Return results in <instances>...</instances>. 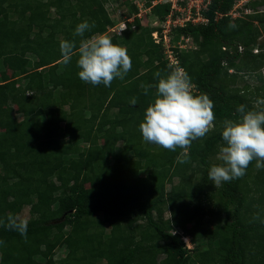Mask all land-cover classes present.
<instances>
[{
  "label": "trees",
  "instance_id": "obj_1",
  "mask_svg": "<svg viewBox=\"0 0 264 264\" xmlns=\"http://www.w3.org/2000/svg\"><path fill=\"white\" fill-rule=\"evenodd\" d=\"M120 1L126 17L136 14L128 0H0V218L25 208L30 215L27 239L0 227V264H264V169L253 161L243 178L220 186L207 175L218 164L223 120L264 99V0L248 1L251 13L237 18L230 12L238 0H209L203 23L170 32L178 65L152 38L156 28L137 18L121 35L109 31L118 20L106 5ZM170 6L150 14L163 21ZM85 20L95 26L74 37ZM97 34L126 48L132 62L110 87L82 82L78 55L61 63L62 40L78 46ZM182 37L193 48H179ZM177 66L215 114L186 163L178 162L183 150L147 143L139 130L154 73ZM245 76L259 86H237ZM141 84L153 85L147 95Z\"/></svg>",
  "mask_w": 264,
  "mask_h": 264
},
{
  "label": "clouds",
  "instance_id": "obj_2",
  "mask_svg": "<svg viewBox=\"0 0 264 264\" xmlns=\"http://www.w3.org/2000/svg\"><path fill=\"white\" fill-rule=\"evenodd\" d=\"M128 1L133 4L132 1ZM151 9L145 15H150ZM199 17L198 22H188L187 24L203 23L204 18L200 15ZM142 19L139 20L142 21ZM94 26V22L90 24L85 20L76 26L73 35L74 37H84L85 33ZM155 28L157 30V27ZM135 29L131 28V30ZM184 39L186 38L180 40L184 41ZM191 44L190 39L189 49L193 48L190 46ZM59 48L61 63L64 65H68L73 56L78 55L76 61L79 69L78 77L82 82L92 86L103 84L105 87H110L114 80H123L132 67L127 49L113 44L112 39L106 34H97L90 39H81L78 46L75 40H62ZM253 52L256 53L257 50ZM165 54L167 55V53ZM154 76L158 78V83L155 85V97L146 108L139 130L143 140L147 143L173 152L178 148L183 150L184 158H178V162L186 163L187 152L192 142L203 139L215 128L214 104L207 94H193L195 85L182 67H175L167 75H162L157 71ZM140 87L147 95L148 89L153 85L141 84ZM130 103L135 105L137 99L132 98ZM236 112L238 119H224L222 122L220 133L222 143L219 145L217 155V160L220 163L212 165L208 170V179L216 186L243 178L248 166L253 161H255L256 169H264V99H256L254 108L251 110L241 104L237 107ZM0 227L16 231L27 239V219L15 214H8L6 217L0 218ZM181 239L188 247L189 238L183 236ZM2 243L0 241V244Z\"/></svg>",
  "mask_w": 264,
  "mask_h": 264
},
{
  "label": "rangeland",
  "instance_id": "obj_3",
  "mask_svg": "<svg viewBox=\"0 0 264 264\" xmlns=\"http://www.w3.org/2000/svg\"><path fill=\"white\" fill-rule=\"evenodd\" d=\"M144 1H147V0H136V2L135 3H133V4H136L137 2H138V4H139V8H141V10L140 11H138L137 10V14L136 15H140V16H142L143 14L145 15V14H147L148 13V10H144L143 9V5H144ZM153 2H157L158 4L160 3V0H152ZM174 0H172V2H173ZM176 1H178L177 2V4H176V6L175 7H180L179 6V4H183L184 6H188L189 8H191V7H193V8H196V7H199V8H201L204 4L205 5H207V1L208 0H176ZM248 1H252V0H238L235 4H234V6H233V11L231 10V12H230V16H231V18H233V16L235 17V15H237V13H239V15L241 16V17H244V15H246L247 13H251V11L250 10H245V8H244V5H245V3H247ZM131 4V3H130ZM152 5L153 4H151V0H150V6L148 7L149 8V10L152 8ZM145 7V6H144ZM203 9H206V8H203ZM202 9V10H203ZM260 11H264V7H259L258 8ZM106 10L110 13V15H111V17L115 20V21H117L118 20V22H117V24L116 25H119V23H122V21H126L127 19H129V20H131V17H129V18H127L126 17V10H127V8L125 7V5H123V3H122V1H120V2H118V3H112V4H107L106 5ZM201 16V15H200ZM237 18V17H236ZM57 20V19H56ZM55 20V21H56ZM156 19L150 14V15H145L144 16V18L142 19V21H141V25L143 26V25H148L149 27H156V21H155ZM56 23V22H55ZM147 26V27H148ZM259 41H261V42H264V37H261L260 39H259ZM180 42L181 43H184V41L183 40H180ZM190 44V42H188L187 43V45H186V47H185V49H189L190 47L188 46ZM191 47L193 46L192 44L190 45ZM142 59V58H141ZM6 72L8 73V75L10 76V77H12L13 76V72H11V70H9V69H7L6 70ZM262 75L264 76V69L262 70ZM133 85V83L132 82H130V84H128L127 86L128 87H131ZM247 86V88H249V92H251L252 90H253V87H255V86H257L258 85V83H257V81H256V79H253V78H250V77H247V76H245V78H244V81H240V80H238V84H237V86H240V87H242V86ZM259 86V85H258ZM250 87H251V89H250ZM255 104V103H254ZM213 162H216V163H220V161H218L217 160V156L213 159ZM142 176V175H141ZM139 182H143L144 181V178L143 177H140L139 178V180H138ZM167 190H168V188H167ZM41 201V200H40ZM18 216H20V217H22V218H24V219H29V217H30V215H29V213H28V208H25L24 210H22L21 211V213L20 214H18ZM154 217H155V219H158V217H160L159 215H158V213H155L154 214ZM99 218H101L102 219V217H100L99 216ZM168 218V212L167 211H165V213H164V215H163V219H167ZM209 221V220H208ZM140 223V222H139ZM215 229V226L212 224L211 225V229ZM178 231L179 230H177V233H178ZM176 233V232H175ZM184 236V235H183ZM183 236H180V237H183ZM188 245L189 246H191L192 247V244L190 243V241L188 240ZM201 249H206L205 247H201Z\"/></svg>",
  "mask_w": 264,
  "mask_h": 264
},
{
  "label": "built area",
  "instance_id": "obj_4",
  "mask_svg": "<svg viewBox=\"0 0 264 264\" xmlns=\"http://www.w3.org/2000/svg\"><path fill=\"white\" fill-rule=\"evenodd\" d=\"M133 3L136 2V0H130ZM145 2L144 1V5H143V9L146 11L148 10V12H150L149 8H145ZM178 1L174 0L172 2V0H160L159 4H166V3H170L171 4V11L169 12V14L166 16L165 20L163 21H157L156 20V27L160 28L159 30H156V32L153 35V39L156 43H159L162 41V44L165 48V53H167L169 61L171 63H177V60L172 52V46L170 45V32L172 29L177 28V27H183L185 26L188 22H198L200 20V11L202 8H205L206 5L204 4L201 8L196 7V8H189L188 6H184L183 4H179L180 7H175ZM208 2V1H207ZM151 4H153L152 6L157 5V2H153L151 0ZM136 9L138 11L141 10V8H139V4L138 2L135 4ZM234 9H232L233 11ZM138 13V12H137ZM197 16L196 18L194 16ZM145 15L143 14L142 16L140 15H134L131 17V20L127 19L126 21H122V23H119V25H115L113 28H111L109 31L111 33H115V34H121L122 31L125 28L126 23H133L134 18H138V19H142V17H144ZM235 17H240L239 13H237V15H235ZM234 18V16H233ZM202 20V19H201ZM204 21V20H202ZM132 29L135 28V26L131 27ZM183 39V38H181ZM185 44H181V42H178L177 46L179 48H184L186 46V44L188 42H190L189 38L184 39ZM188 248H190V246H188Z\"/></svg>",
  "mask_w": 264,
  "mask_h": 264
}]
</instances>
